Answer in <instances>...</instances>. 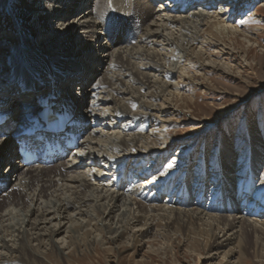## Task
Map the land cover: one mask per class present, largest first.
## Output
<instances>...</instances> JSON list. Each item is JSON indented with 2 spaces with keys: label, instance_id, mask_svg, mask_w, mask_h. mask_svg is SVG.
Here are the masks:
<instances>
[{
  "label": "bare ground",
  "instance_id": "obj_1",
  "mask_svg": "<svg viewBox=\"0 0 264 264\" xmlns=\"http://www.w3.org/2000/svg\"><path fill=\"white\" fill-rule=\"evenodd\" d=\"M30 1L16 0L12 5L15 12L20 13L21 23L36 18L38 22L45 19V23L34 36L33 26L15 28L17 39L13 41V50L9 49L7 55L0 50V68L4 59L8 63L6 73L0 74V108L15 116L22 101L24 105L33 104L37 95H48L50 88L46 90V86L51 79L46 76L41 81L37 76L42 75L41 68L48 70L46 66L53 62L58 68L53 70L50 66L49 73L54 75L52 85L73 100V111L75 109V115L83 122L85 138L78 142L77 154L70 152L68 158L50 168L39 164L24 167L11 162L16 157L17 136L9 134L0 140V143L9 140L0 153V166L6 164V173L0 172V181L12 183L15 177L11 192L0 198V264H61L66 257L57 246V236L65 235L66 249L74 251L84 247L88 252L96 240V236H92L95 231L101 234V245L103 240L116 243L124 235L129 236L128 243L135 244L139 237L149 238L150 234L158 232L157 235L168 242L181 236L185 241L204 244L206 259L215 254L227 258L237 252L244 253L249 231L264 234V222L250 218L264 216V196L263 193L258 196L260 191L254 192L257 194L255 202L247 204L246 195L257 187H253V180V185L248 187L246 180L241 186L231 178L232 173L227 171L235 166L231 157L224 164L220 161L219 177L214 173L207 176L204 171L195 176V179L200 178L198 181L186 178L175 183L173 174L164 179L165 182L145 183L150 174L157 172L137 175L125 168L126 160L116 164L120 157L132 160L137 155L138 159L169 147L164 139L167 138L166 127L137 133L139 123L130 128L131 119L149 116L155 128L164 114H173L180 108L191 112L195 107L188 105L190 99L180 94L181 81L171 82L170 79L182 70L190 74V82L194 83L197 75L193 67L197 65L203 75L217 70L230 72L231 64L220 62L223 57L220 50L236 49L233 47L235 33L241 29L203 8V0H97L93 5L86 4L82 11L87 0L31 1L32 4L46 3L44 9L32 7ZM180 4L186 9L200 4V10L178 16ZM262 6L264 8V0ZM25 7L28 15L22 13ZM45 11L48 16L43 14ZM72 11L76 17L65 30L59 32L52 27ZM169 17L172 19H162ZM4 20L0 16V33L7 28ZM101 28L103 34L99 32ZM23 30L28 31L27 37ZM53 33L55 35L49 37ZM244 34L246 42L255 43L247 32ZM143 36L146 42L137 45ZM87 37L91 43L83 52L69 51L68 39ZM104 37L107 44L101 42ZM41 38L44 44L40 50V46L34 44ZM214 48L217 50L213 52ZM77 53L79 57L69 58L70 54ZM132 102L138 103L142 110L131 111ZM124 122L127 125L122 127L123 134L115 128H120ZM253 148L258 149L253 158V167L258 172L263 164L260 153L263 146L257 141ZM225 172L231 176H226ZM105 178L110 181L106 182ZM213 178H217V182L211 185ZM207 179L210 181L205 184ZM127 191L134 197L124 194ZM216 195L218 197L209 201V196ZM221 197L223 203L219 205L217 199ZM205 199L209 202H204L202 208L218 215L189 208L197 207V203ZM145 201L188 209L145 205ZM214 202L222 211L213 209L217 208ZM159 229L162 232L159 233ZM190 248L194 249L192 245ZM261 249L254 250L255 257H264ZM108 262L119 264L115 259Z\"/></svg>",
  "mask_w": 264,
  "mask_h": 264
},
{
  "label": "rangeland",
  "instance_id": "obj_2",
  "mask_svg": "<svg viewBox=\"0 0 264 264\" xmlns=\"http://www.w3.org/2000/svg\"><path fill=\"white\" fill-rule=\"evenodd\" d=\"M96 1L97 0H87L85 5L81 7V11L90 4L93 5ZM15 2L16 0H0V16L3 19L5 18L4 21L7 25L5 31L0 33V50L4 55H7L9 51L13 50V41L17 39L15 28L23 29L24 27L29 28L33 26L34 36L36 33L40 32L43 28L42 25L45 23V19L38 22L37 18L32 22L27 21L21 23L20 13L15 12V8H12V5L15 4ZM203 2V8H208L207 11H212L211 14H216L217 16L219 14L220 17L218 16V18H221L222 20L225 19L226 21H229V24L236 25L239 29H241V32L236 31L237 33H235L236 38L234 40H236V43L233 47H236V49L227 47L220 50V53H223V57L220 58V62L227 61L231 64L232 70L228 73H222L221 70H217L210 73H204L206 75H203L201 72H198L197 69H199V66L197 65L196 68L193 67V72H196L197 75H195L197 79L194 83L190 82V74H186L185 71L179 70L178 72H175L170 81H181L180 83L182 84V87L179 92L186 98L190 99L187 104L193 108L195 107V110L191 109L190 112L188 109L180 108L173 114H164L159 117L158 127L155 128H153L154 125L149 116H141L136 120L131 119V124L128 125L130 128L133 124L135 125L136 123H139V126L135 129L137 133H150V131L157 130L159 127L160 129L166 127L168 132L167 135H165L167 138L165 137L164 139L167 141L169 147L166 149L162 148V150H164L162 152L152 154L150 156L139 157L138 159L137 155L134 156L132 160L120 157L121 160H119L120 158H117L119 161H117L116 164L118 166L123 163L122 160H126V164L124 163L125 168L137 175L138 173L143 174V172L148 175V171L157 172L153 175L150 174L145 179V183H150L152 181H156L157 183H161L163 181L165 182L164 179L170 177L172 174L174 175L175 183L176 181L181 182L182 179L186 178L198 181L200 178L195 179V175H201L204 171L208 176H211V173H214L215 177H219L218 172L220 168V161L224 164L226 159L231 157L233 159V165L235 164V166H232L227 171L230 170L232 176L231 173L225 172V174L226 176H231V178L233 180L235 179V181H237L241 186L244 185L243 180H246L248 187L252 186L254 181L253 187H257V189L252 188L251 191L253 192L250 191L251 193H248L249 195H246L245 197L247 202L254 203L257 196L254 192L260 191L258 196L261 195V193H263L262 196H264L263 0H214V2L213 0H203ZM45 4L46 3L44 2H35V4H32L31 2L32 7H42L43 9L46 6ZM198 5L200 4L193 5L191 8L189 7L186 9L184 4H180L177 9V14L180 16L191 11L200 10V6ZM27 10L28 8L25 7V11L23 10L22 13L28 15ZM43 14L46 16V11ZM75 17V12H69V14H67L61 22L53 24L52 27H54L55 30L62 32L67 27L68 23L73 22ZM162 19L172 18L169 17ZM103 31L104 30L102 28L99 30L102 34ZM244 31L247 32L246 35L250 36V39L255 41V43L245 41L244 38L246 36ZM23 33L26 37L29 35L28 31L25 32L23 30ZM20 34L21 33H18V35ZM52 35H55V33L51 34L49 37ZM28 38L31 37L29 36ZM71 39L72 40L68 39L66 42L70 44V47L68 48L69 51H72V53L78 51L83 52L84 47L86 46V49L87 44L91 43L88 41L90 37L81 38L79 40L73 38ZM43 42V38H41V40L37 39L34 45H39L41 50V44ZM66 42L62 43L61 46L65 45ZM101 42H103V44H107L106 38L104 37ZM145 42L146 39L143 36L137 45L144 44ZM218 47L220 48V46ZM38 48L36 47V49ZM212 50L214 52L217 49L214 48ZM76 57H79L78 53L69 55V58ZM218 59L219 58H217V60ZM2 63L3 65L0 68V74H3L5 69L8 68V63L5 62V59ZM177 67H179V65ZM191 75H193V73H191ZM99 76L101 75H98V77ZM183 78L188 80L185 82ZM186 85H188V87ZM143 93H146V91H143ZM165 98L167 97H164V100H166ZM86 100L90 103V99L88 97ZM157 102L159 103L160 100H157ZM132 103L133 105L131 104V111L142 110L138 103ZM14 107L15 106L13 105V108ZM171 107L172 105L168 107L170 112ZM125 125H127L126 122L120 124V128L118 127L115 129H119L118 131L124 134V129H122V127ZM115 129H112V131ZM163 130L165 133V128ZM98 135L99 133H97V136ZM5 141L6 140L0 143V153L3 151L5 147L4 145L9 142V140ZM257 141H259L260 145L263 146V148H261L262 151L260 152L263 164H261L259 169H257L258 172H255L256 169L253 167V158L255 156L254 152L258 151V149L253 147L254 143H257ZM157 147H161L160 143ZM68 157L69 156L66 158ZM64 159L58 162H61ZM11 162H15L17 165L19 164L15 159ZM52 165H49L48 167L50 168ZM5 167L6 164L4 163L0 166L1 173H6ZM136 170L139 171L136 172ZM251 175L254 178H252ZM13 178L14 180L12 183L8 182L6 190L2 192L0 191V198L3 197L4 193L9 191L11 192L15 183V177ZM105 181L108 182L110 180L105 178ZM209 181L210 180L208 179L205 180V184H208ZM215 182H217V178H213L209 184L213 185ZM157 189L158 188H156V190ZM124 194L131 193L127 191ZM216 197L218 196H209L208 198L210 201ZM220 199H217V202H220L219 205L223 203L222 197ZM176 201L178 200L176 199ZM193 201L194 200H191L193 205H195ZM209 201L205 199L199 204L197 203V207L189 208L198 209L204 214L218 215L211 209H207L206 207L202 208V206L205 205L204 202L208 203ZM217 202H214L215 207L217 205V208L213 209L222 211L221 206H218ZM144 204L188 209L173 205L168 206L165 204L149 203L147 201H145ZM200 205L201 207H199ZM245 211H247L246 208ZM13 212L15 217H17L15 211ZM239 214H241V212H239ZM239 214H232L231 216ZM242 214H244V212ZM243 216L250 217L247 215ZM250 218L264 222V216H253ZM16 219L17 218L14 220ZM262 228L264 229V227ZM160 232H162L161 229H159V233ZM157 233H152L153 235L150 234L149 238L139 237V241H136L135 244L133 241L128 243L129 240L126 238H129V236L124 235L123 238L116 243H109L108 240L106 243V240H103L104 244L101 245V234L98 231H95L92 236H96V240L88 252L83 249L84 247L74 251L66 249L63 241L67 240V238L64 237L65 235L61 234L56 237L59 239L55 240L58 242L57 246L59 247V250H61L64 253V257H66L61 264H109V259H115V261H119V264H264V257L259 258L258 255L255 257L254 253V250L258 248H262L261 250L264 251V234L261 232L249 231L247 245L243 251L244 253L237 252L232 257L227 258L222 257L221 254H215L210 259H206L207 255L205 254L204 244H196L185 241L183 237L179 236L176 240L173 237L172 239L174 240L169 241V245V242L162 240ZM191 245L194 249L190 248ZM51 263L57 264L56 262Z\"/></svg>",
  "mask_w": 264,
  "mask_h": 264
}]
</instances>
